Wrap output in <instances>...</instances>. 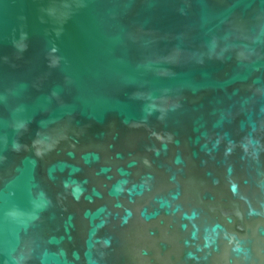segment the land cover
<instances>
[{
    "label": "water",
    "instance_id": "95a60500",
    "mask_svg": "<svg viewBox=\"0 0 264 264\" xmlns=\"http://www.w3.org/2000/svg\"><path fill=\"white\" fill-rule=\"evenodd\" d=\"M0 264H264V0H0Z\"/></svg>",
    "mask_w": 264,
    "mask_h": 264
}]
</instances>
